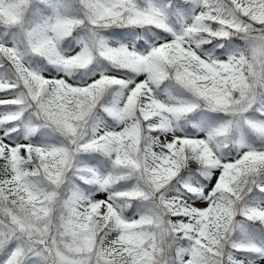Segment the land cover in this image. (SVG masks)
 Segmentation results:
<instances>
[{"label":"snow or ice","instance_id":"obj_1","mask_svg":"<svg viewBox=\"0 0 264 264\" xmlns=\"http://www.w3.org/2000/svg\"><path fill=\"white\" fill-rule=\"evenodd\" d=\"M0 264H264V0H0Z\"/></svg>","mask_w":264,"mask_h":264}]
</instances>
